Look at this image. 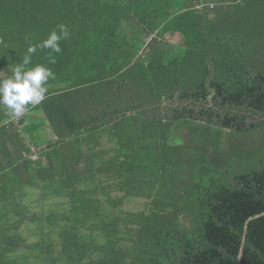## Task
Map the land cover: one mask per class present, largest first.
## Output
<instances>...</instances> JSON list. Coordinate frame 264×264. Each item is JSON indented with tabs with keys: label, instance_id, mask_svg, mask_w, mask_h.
<instances>
[{
	"label": "trees",
	"instance_id": "1",
	"mask_svg": "<svg viewBox=\"0 0 264 264\" xmlns=\"http://www.w3.org/2000/svg\"><path fill=\"white\" fill-rule=\"evenodd\" d=\"M59 24L0 108V264H264V0H0L4 78Z\"/></svg>",
	"mask_w": 264,
	"mask_h": 264
},
{
	"label": "clouds",
	"instance_id": "2",
	"mask_svg": "<svg viewBox=\"0 0 264 264\" xmlns=\"http://www.w3.org/2000/svg\"><path fill=\"white\" fill-rule=\"evenodd\" d=\"M57 29L59 34L57 30H53L41 43L29 44L22 63L10 69V76L4 78V72L0 70V108L6 115L19 119L26 114L29 105H40L47 98L48 81L50 78H55L54 73L42 64L31 68L27 66L30 65L32 55L37 52V49H50L47 59L51 64L56 63L52 54L61 53L60 41L67 40L70 36L66 25L59 24ZM3 44L4 40L0 37V45Z\"/></svg>",
	"mask_w": 264,
	"mask_h": 264
},
{
	"label": "rangeland",
	"instance_id": "3",
	"mask_svg": "<svg viewBox=\"0 0 264 264\" xmlns=\"http://www.w3.org/2000/svg\"><path fill=\"white\" fill-rule=\"evenodd\" d=\"M171 42L173 43H177V40L175 38L173 39H169ZM144 202L143 201H131V202H126V204L124 205V208L126 210H132V211H136V210H140L143 206ZM37 205V207H32L31 209L33 210V212H39V203L36 202L35 206ZM37 233V234H36ZM22 234L23 237H25L27 239L28 242H33L35 241V239L38 238V230H37V225L36 224H31L29 222V224L25 227H23L22 230Z\"/></svg>",
	"mask_w": 264,
	"mask_h": 264
},
{
	"label": "crops",
	"instance_id": "4",
	"mask_svg": "<svg viewBox=\"0 0 264 264\" xmlns=\"http://www.w3.org/2000/svg\"><path fill=\"white\" fill-rule=\"evenodd\" d=\"M32 117H33L32 123H37L41 127H45L46 126L45 118L41 114L35 113V114L32 115Z\"/></svg>",
	"mask_w": 264,
	"mask_h": 264
}]
</instances>
